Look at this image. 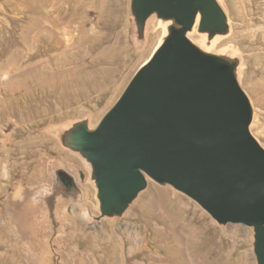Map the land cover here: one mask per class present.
Listing matches in <instances>:
<instances>
[{"label":"rangeland","instance_id":"rangeland-1","mask_svg":"<svg viewBox=\"0 0 264 264\" xmlns=\"http://www.w3.org/2000/svg\"><path fill=\"white\" fill-rule=\"evenodd\" d=\"M216 2L227 32H201L198 19L186 37L236 62L264 148V0ZM131 3L0 0V264H40L29 233L46 226V264H257L252 227L219 224L153 180L121 215L102 216L91 165L64 144L75 125H98L176 27L156 13L141 27ZM12 192L22 198L8 208Z\"/></svg>","mask_w":264,"mask_h":264},{"label":"water","instance_id":"water-1","mask_svg":"<svg viewBox=\"0 0 264 264\" xmlns=\"http://www.w3.org/2000/svg\"><path fill=\"white\" fill-rule=\"evenodd\" d=\"M131 10L141 27L153 13L176 27L98 125H75L64 141L91 165L101 215H121L153 180L219 224L252 227L264 264V148L250 133L252 106L236 62L186 37L198 16L201 32L226 33V14L216 0H132Z\"/></svg>","mask_w":264,"mask_h":264},{"label":"bare ground","instance_id":"bare-ground-1","mask_svg":"<svg viewBox=\"0 0 264 264\" xmlns=\"http://www.w3.org/2000/svg\"><path fill=\"white\" fill-rule=\"evenodd\" d=\"M198 19H199V17H197V20H196V23L198 22ZM153 20V19H152ZM202 40V39H201ZM87 166V165H86ZM88 167V166H87ZM74 181V180H73ZM80 192V191H79ZM78 192V193H79ZM82 193V192H81ZM80 193V194H81ZM82 197H83V199H84V194H82L81 195ZM63 216L64 217H67V215H65V214H63ZM129 224V223H128ZM185 224V223H184ZM131 225V224H130ZM43 229H44V231H45V234L43 235V237H41V235L39 236H37L34 232H31V233H29V237L32 239V240H34V243H33V246H34V248L36 249V251H37V254H36V257H39V262H40V264H46V262L42 259V258H45V257H47L48 255H49V252L47 251L48 250V248H49V244H47V241H48V231L50 232V228L48 229V227L46 226V227H43ZM117 229V228H116ZM119 229V228H118ZM122 229V228H121ZM30 230H33V231H36V229H33V227L31 226V229ZM120 230V229H119ZM118 230V231H119ZM128 230H129V226L127 225V226H125L124 228H123V231L124 232H128ZM104 231V230H103ZM193 231V230H192ZM100 232V231H99ZM178 232V231H177ZM99 234V233H98ZM106 234V233H105ZM118 234V232H116V235H115V237H116V239H117V242H119V241H122V240H120V237H119V234ZM101 235V234H100ZM136 235V238H138V237H140V235L138 236V234H135ZM113 236V235H112ZM101 237V236H100ZM106 237V236H105ZM101 238H103V237H101ZM110 238V237H109ZM112 238V237H111ZM100 239V238H99ZM47 240V241H46ZM104 240H105V238H104ZM110 240V239H109ZM114 242H115V240H114ZM113 242V243H114ZM110 243V242H109ZM105 244V243H104ZM107 244V243H106ZM105 244V245H106ZM119 244V243H118ZM117 244V245H118ZM116 246V245H115ZM119 249H121V248H118V250ZM123 249V248H122ZM139 252V251H138ZM121 253H122V251H121ZM42 257V258H41ZM46 259V258H45ZM202 262V261H201ZM200 262V263H201ZM62 264H65V262L64 263H62ZM191 264V263H190ZM239 264H241V260H240V262H239Z\"/></svg>","mask_w":264,"mask_h":264},{"label":"crops","instance_id":"crops-1","mask_svg":"<svg viewBox=\"0 0 264 264\" xmlns=\"http://www.w3.org/2000/svg\"><path fill=\"white\" fill-rule=\"evenodd\" d=\"M35 1L38 3V0H34V3H35ZM36 7H37V5H36ZM34 8H35V7H34ZM2 193H3V191L1 190V191H0V197L2 196ZM7 198L9 199V200L7 201V206H8V208H11V207L14 208L15 205H16L15 200H16V199L20 200L22 197L18 196L17 193L12 192L11 196H8Z\"/></svg>","mask_w":264,"mask_h":264},{"label":"flooded vegetation","instance_id":"flooded-vegetation-1","mask_svg":"<svg viewBox=\"0 0 264 264\" xmlns=\"http://www.w3.org/2000/svg\"><path fill=\"white\" fill-rule=\"evenodd\" d=\"M59 177H60V180L65 184V186L69 188L74 186L75 182L73 181L72 178L70 179L69 177L64 176V175H59Z\"/></svg>","mask_w":264,"mask_h":264}]
</instances>
